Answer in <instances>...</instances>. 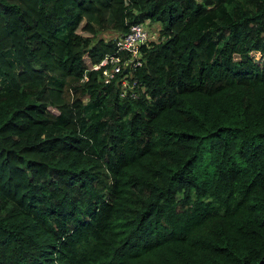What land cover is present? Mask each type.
<instances>
[{"label": "trees", "instance_id": "trees-1", "mask_svg": "<svg viewBox=\"0 0 264 264\" xmlns=\"http://www.w3.org/2000/svg\"><path fill=\"white\" fill-rule=\"evenodd\" d=\"M0 264H264V0H0Z\"/></svg>", "mask_w": 264, "mask_h": 264}, {"label": "built area", "instance_id": "built-area-1", "mask_svg": "<svg viewBox=\"0 0 264 264\" xmlns=\"http://www.w3.org/2000/svg\"><path fill=\"white\" fill-rule=\"evenodd\" d=\"M152 28L153 22L143 20L130 23L128 29L123 33L117 34L115 32L116 35L112 37L114 38V49L105 52L90 67L100 70L99 79L105 84L116 73H119L120 88L118 94L120 96L125 95L127 91L129 95L134 96V88L137 86L142 88V85L138 84L136 79L132 77V72L141 63V46H150L153 41L160 38L158 31L155 32ZM83 77H86L85 74H83ZM129 78L132 79L130 83Z\"/></svg>", "mask_w": 264, "mask_h": 264}, {"label": "rangeland", "instance_id": "rangeland-1", "mask_svg": "<svg viewBox=\"0 0 264 264\" xmlns=\"http://www.w3.org/2000/svg\"><path fill=\"white\" fill-rule=\"evenodd\" d=\"M213 6H214V4H213L211 7H213ZM207 7H209V6H207ZM211 7H210V8H211ZM152 22H153V28H152V30H155V32H156V30H157L159 24H158V22H156V21H152ZM99 35H100L101 37L105 38V39H108V38H112V37H114L116 34H115V32L112 31V30H105V31L101 32ZM5 56H6L7 60L10 62V64L14 67V70H16V67H15L16 65H15V62H14V59H13V56H12L10 50H6V52H5ZM254 57H255V58H259V56L257 55L256 52H255ZM62 96H63L65 99H66V98H69V96H70L69 89L65 88V86H64V88H63V90H62Z\"/></svg>", "mask_w": 264, "mask_h": 264}]
</instances>
